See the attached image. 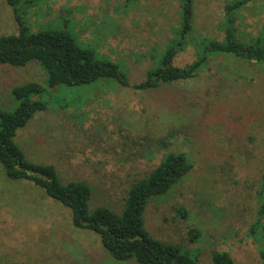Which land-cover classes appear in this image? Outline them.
Here are the masks:
<instances>
[{"label": "rangeland", "instance_id": "374dc122", "mask_svg": "<svg viewBox=\"0 0 264 264\" xmlns=\"http://www.w3.org/2000/svg\"><path fill=\"white\" fill-rule=\"evenodd\" d=\"M192 1L195 40L222 41L223 8L235 0ZM21 8L32 33L68 32L98 59L116 64L129 83L52 90L37 63L0 64L2 110L17 108L14 87H46L30 98L45 104V111L14 139L28 161L55 167L64 183L88 184L91 209L107 206L119 213L132 182L149 174L164 153H184L192 170L148 203L146 230L193 251L197 264H213V251L229 254L235 264H262L264 241L250 228L264 175V65L217 58L196 78L147 94L133 86L159 68L179 40L181 0H21ZM236 17L242 42L264 35V0H251ZM17 34L12 8L0 0V37ZM195 58L188 45L173 65L184 68ZM170 130L171 146L150 160L143 155L141 146ZM15 263L137 264L114 259L95 233L73 226L67 208L28 181L10 180L0 164V264Z\"/></svg>", "mask_w": 264, "mask_h": 264}, {"label": "trees", "instance_id": "16d2710c", "mask_svg": "<svg viewBox=\"0 0 264 264\" xmlns=\"http://www.w3.org/2000/svg\"><path fill=\"white\" fill-rule=\"evenodd\" d=\"M251 0H235L225 4L220 31L223 40L193 37L194 4L181 0L179 40L161 57L159 68L150 71L144 82L133 86L140 92L166 91L167 86L196 78L217 58L232 59L249 65H264V35L251 42H242L238 35L237 17ZM12 8L18 34L0 37V64L23 68L29 63L40 65L47 75L46 87H83L100 81H114L129 87L126 75L114 63L98 59L94 53L79 46L66 31L47 30L32 33L24 19L21 0H5ZM196 50L195 60L184 68L173 65L174 58L188 46ZM46 87L36 82L12 89L18 106L13 112L0 108V164L7 178L28 181L43 190L45 195L60 203L71 212L72 224L78 229L95 233L103 248L116 260L134 261L137 264H197L198 256L179 244L154 238L145 227V210L151 200L161 198L178 185L192 170L186 154L166 152L160 163L145 177L132 182L127 190L119 213L107 206L91 209L92 189L85 182H62L55 167L33 164L25 157L14 139L33 116L45 111V104L30 101L41 96ZM179 101H174L178 106ZM183 105L179 106V112ZM176 109V108H174ZM175 132L170 130L164 137L149 139L141 146L143 155L154 158L174 141ZM146 139V138H145ZM152 157V158H151ZM258 212L250 233L264 241V175L257 191ZM184 212V210H180ZM196 236L198 232L195 231ZM213 264H235L229 254L213 251ZM17 264V263H15ZM264 264V262H262Z\"/></svg>", "mask_w": 264, "mask_h": 264}]
</instances>
